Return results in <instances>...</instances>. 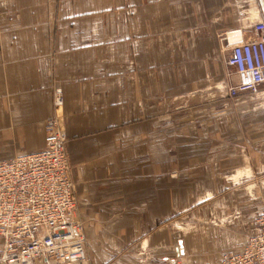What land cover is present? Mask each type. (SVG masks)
Masks as SVG:
<instances>
[{
    "label": "crops",
    "instance_id": "1",
    "mask_svg": "<svg viewBox=\"0 0 264 264\" xmlns=\"http://www.w3.org/2000/svg\"><path fill=\"white\" fill-rule=\"evenodd\" d=\"M259 21L264 0H0V161L45 149L63 95L88 264H172L180 241L177 264H223L258 233L264 102L232 130L226 63Z\"/></svg>",
    "mask_w": 264,
    "mask_h": 264
},
{
    "label": "built area",
    "instance_id": "2",
    "mask_svg": "<svg viewBox=\"0 0 264 264\" xmlns=\"http://www.w3.org/2000/svg\"><path fill=\"white\" fill-rule=\"evenodd\" d=\"M226 64L230 100L264 93V22L232 46ZM58 119L45 124V149L0 161V264L89 262L69 138ZM255 221L258 233L223 264H264V210Z\"/></svg>",
    "mask_w": 264,
    "mask_h": 264
},
{
    "label": "rangeland",
    "instance_id": "3",
    "mask_svg": "<svg viewBox=\"0 0 264 264\" xmlns=\"http://www.w3.org/2000/svg\"><path fill=\"white\" fill-rule=\"evenodd\" d=\"M218 87L222 88V86H220V84L218 85ZM219 94L220 93H219V90H218L217 91L216 98H219L220 97ZM260 95H258L259 97L258 96H255V95H250V94L249 95H244L243 97H240L238 99H235L232 102L233 104H236L235 109H234V112H233V117H232V119H233L232 121L234 122L232 124L233 125L232 126V130L235 133H238V131H239L238 127H239V116H240V108H241V106L242 105H248V107L253 108L255 110L256 107H257V104H260L261 105V103L264 102V97H262V96L260 97ZM61 97H62V103L61 104L57 103L58 102V99L60 97H57L56 100H55V112H54V115L52 117V118L57 117V116L60 117V119H58V121H57L58 125L59 124L61 125V118H62L61 117V113H60L61 110H58V109L61 106H64V104H65V98H64V96L62 95ZM235 110H236V112H235ZM52 118H50L48 121L52 120ZM252 118H248V119H252ZM48 121H46L45 124ZM45 124H44V128H45ZM240 152L243 153V154H245V155L244 156H241V159H236V160H233L231 162L232 164H234L233 166H236L234 168L236 171H233L232 179H233V181H238L239 183L242 182V181H244L246 179V177H245L246 175L245 174L241 175V172L242 171L239 173L240 169L243 168L245 165L249 167V169H248V179H251L252 177L257 176L256 175V170H257L256 160L251 155L250 150H248V151H245V150H242L241 151L240 150L238 153H240ZM245 156H247V160L245 159Z\"/></svg>",
    "mask_w": 264,
    "mask_h": 264
},
{
    "label": "water",
    "instance_id": "4",
    "mask_svg": "<svg viewBox=\"0 0 264 264\" xmlns=\"http://www.w3.org/2000/svg\"><path fill=\"white\" fill-rule=\"evenodd\" d=\"M25 155V154H24ZM21 156V155H20ZM4 160V159H2ZM185 254L183 241L179 242V248L177 249V257L172 260V264H177V259Z\"/></svg>",
    "mask_w": 264,
    "mask_h": 264
}]
</instances>
